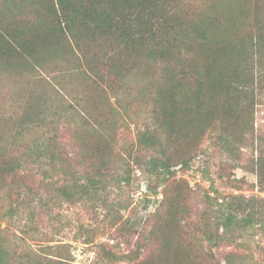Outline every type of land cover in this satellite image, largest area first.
I'll list each match as a JSON object with an SVG mask.
<instances>
[{
	"label": "trees",
	"instance_id": "16d2710c",
	"mask_svg": "<svg viewBox=\"0 0 264 264\" xmlns=\"http://www.w3.org/2000/svg\"><path fill=\"white\" fill-rule=\"evenodd\" d=\"M62 60L71 66L60 68L63 73L79 79L81 94L73 100L88 130L77 137L85 171L69 174L59 196L70 203L98 198L105 182L119 175L113 171L124 167L128 178L129 160L149 184L164 186L163 209L151 215L150 230L138 235L137 252L106 251L108 264H220L213 254L219 243L234 242L252 228L264 238V200L236 194L184 229L177 219L184 213V181L173 178L177 166L189 167L204 140L228 151L252 133L255 99L264 91V0H0V71L43 72L67 101L70 90L56 87L58 66H48ZM131 84H143L153 123L121 155L107 130L121 124L119 96ZM56 136L38 153L66 162ZM254 165L264 182L262 154ZM19 169L18 159L0 155V191L9 199L22 194L14 181ZM188 191L185 182V196ZM152 192L156 200L159 193ZM16 202L9 212L17 210ZM187 215L185 206V221ZM126 229L136 232L132 225ZM195 234L205 251L197 248ZM63 248L39 252L24 240L12 246L0 237V264H71ZM224 264H234L230 255Z\"/></svg>",
	"mask_w": 264,
	"mask_h": 264
},
{
	"label": "rangeland",
	"instance_id": "374dc122",
	"mask_svg": "<svg viewBox=\"0 0 264 264\" xmlns=\"http://www.w3.org/2000/svg\"><path fill=\"white\" fill-rule=\"evenodd\" d=\"M48 66L59 67L56 87L63 85L70 90L67 101L48 84L43 72L16 75L0 71V155L19 160L20 169L14 181L23 188L22 194L13 195L12 199L0 191V237L12 246L23 245L24 240L39 252H44L45 247L63 245L62 255L71 264H108L106 251L118 256L137 252L141 243L138 235L150 230L155 223L151 215L163 209L160 200L164 186L155 181L149 184L133 160H129L128 178L124 167L113 171L119 175L105 182L98 198L70 203L59 196L58 189L71 179L69 174L81 176L85 171L77 137H82L88 128L76 114L82 108L73 100L78 101L75 95L81 94L79 79L60 69L71 67L70 62L62 60ZM142 86L131 84L126 92L121 90V124L116 130H107L113 133V143L121 155H125L124 147L134 142L145 125L153 123ZM253 109L252 133L237 142V147L226 151L215 140H204L187 169H174L173 178L184 181L180 201L184 213L177 217L184 229L185 223L192 228L207 214L212 215L230 195L264 200V182L257 178L254 165L259 155L264 156V91L256 97ZM28 115H34L30 123ZM54 132L66 162L50 161L38 153ZM185 182L189 188L186 196ZM155 190L159 193L156 200L152 192ZM16 198L18 208L9 212L17 204ZM125 222L136 232L127 231ZM193 237L197 248L205 251L201 236ZM45 251L50 254L48 248ZM141 253L144 257L146 250ZM213 254L220 264L228 255L234 264H264V238L256 228L247 229L234 242L219 243Z\"/></svg>",
	"mask_w": 264,
	"mask_h": 264
}]
</instances>
